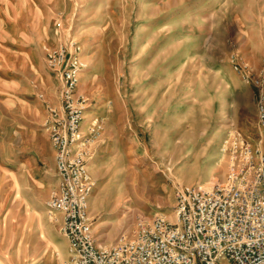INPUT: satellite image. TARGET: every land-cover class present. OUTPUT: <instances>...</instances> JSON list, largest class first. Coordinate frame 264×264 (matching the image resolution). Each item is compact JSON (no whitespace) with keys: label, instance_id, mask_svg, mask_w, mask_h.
<instances>
[{"label":"rangeland","instance_id":"1","mask_svg":"<svg viewBox=\"0 0 264 264\" xmlns=\"http://www.w3.org/2000/svg\"><path fill=\"white\" fill-rule=\"evenodd\" d=\"M65 45L85 65L99 245L137 217L173 220L175 185L222 180L241 140L264 149V0H0V264L69 260L45 205L57 184L45 105L61 89L47 55Z\"/></svg>","mask_w":264,"mask_h":264},{"label":"built area","instance_id":"2","mask_svg":"<svg viewBox=\"0 0 264 264\" xmlns=\"http://www.w3.org/2000/svg\"><path fill=\"white\" fill-rule=\"evenodd\" d=\"M47 59L51 70L59 72L61 89L60 104L45 105L57 177L45 205L60 215L67 264H217L221 258L264 264V149H253L244 140L222 180L209 186L175 185L173 220L162 214L137 217L131 235L107 247L99 245L89 216L95 182L80 130L85 105L76 97L85 65L67 45L49 52ZM256 111L264 131V86Z\"/></svg>","mask_w":264,"mask_h":264},{"label":"crops","instance_id":"3","mask_svg":"<svg viewBox=\"0 0 264 264\" xmlns=\"http://www.w3.org/2000/svg\"><path fill=\"white\" fill-rule=\"evenodd\" d=\"M53 151V150H52ZM54 154V153H53ZM53 161H54V156H53ZM53 167H54V171H55V163L53 162ZM55 176H56V174H55ZM56 183H57V177H56ZM65 242H66V245H67V249H68V242H67V240H66V238H65ZM219 262H221L222 264L224 263V264H234L233 262H231V261H228L227 259H224V258H221V259H219V261H218V263ZM217 263V264H218Z\"/></svg>","mask_w":264,"mask_h":264},{"label":"bare ground","instance_id":"4","mask_svg":"<svg viewBox=\"0 0 264 264\" xmlns=\"http://www.w3.org/2000/svg\"><path fill=\"white\" fill-rule=\"evenodd\" d=\"M212 183H213V181H211V182L207 183L206 185H211Z\"/></svg>","mask_w":264,"mask_h":264}]
</instances>
